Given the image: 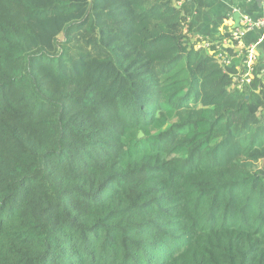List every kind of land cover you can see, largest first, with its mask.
<instances>
[{
    "label": "trees",
    "instance_id": "1",
    "mask_svg": "<svg viewBox=\"0 0 264 264\" xmlns=\"http://www.w3.org/2000/svg\"><path fill=\"white\" fill-rule=\"evenodd\" d=\"M202 1L0 0V264H264V62Z\"/></svg>",
    "mask_w": 264,
    "mask_h": 264
},
{
    "label": "crops",
    "instance_id": "2",
    "mask_svg": "<svg viewBox=\"0 0 264 264\" xmlns=\"http://www.w3.org/2000/svg\"><path fill=\"white\" fill-rule=\"evenodd\" d=\"M236 12H239L241 16L248 15L256 19L263 14L262 2L259 3L256 0H203L200 6L194 8V12L189 18L192 33L196 39L202 40L203 43L205 41L212 45H224L225 30L230 27L231 23L234 24ZM242 43L245 47L254 46L257 54L264 58L263 31L255 29L248 32ZM240 54L241 51L238 49V55ZM235 64H238L237 69H239L242 67L243 61L240 59L239 63Z\"/></svg>",
    "mask_w": 264,
    "mask_h": 264
},
{
    "label": "built area",
    "instance_id": "3",
    "mask_svg": "<svg viewBox=\"0 0 264 264\" xmlns=\"http://www.w3.org/2000/svg\"><path fill=\"white\" fill-rule=\"evenodd\" d=\"M263 14L256 19L249 17L248 15H243L240 19L239 25L231 33V38L238 43L241 42L243 36L252 30L260 29L264 32V0H263ZM222 62L228 64V57L226 55H221ZM256 60V53L253 49H250L247 54V59L245 60V65L242 69L238 70L234 77V82L239 87H244L248 85L252 78L254 72V62Z\"/></svg>",
    "mask_w": 264,
    "mask_h": 264
},
{
    "label": "clouds",
    "instance_id": "4",
    "mask_svg": "<svg viewBox=\"0 0 264 264\" xmlns=\"http://www.w3.org/2000/svg\"><path fill=\"white\" fill-rule=\"evenodd\" d=\"M261 2H262V5H263V0H261ZM243 16V15H242ZM241 15H240V18H239V22H240V19H241V17H242ZM239 22H238V25H239ZM226 25L228 26V24L226 23ZM233 26V24L231 23L230 24V27H228L226 30H225V34L227 33V36H225V34H224V38H225V40H224V45H217V44H215V47H216V49L218 50V53H217V58L219 59V61H220V63L222 64V65H230L231 63H232V61L234 60V59H238L239 61H240V59L243 61V65H242V67L241 68H239V69H237V66H238V64H235L236 65V67H235V69H236V73L234 74V76H233V84L237 87V88H244V87H247L248 85H250L251 83H252V80H253V78H254V74H255V65L258 63L259 65H261L263 62H264V60L263 59H261L260 58V55L259 54H257V52H256V48L254 47V46H244L243 45V43H242V40H243V38H244V36L248 33H246L244 36H243V38H242V40H241V42L240 43H238L237 41H235V40H233L232 38H231V33L233 32V30L235 29V28H237L238 27V25L236 26V27H232ZM260 30V29H259ZM250 32V31H249ZM199 41H201L200 43H201V45H203V46H205V47H208V46H210V45H212V44H209L208 42H205L204 41V43L202 42V40H199ZM241 45V46H240ZM236 47V49H235V56L234 57H231V56H229L228 55V52H227V49L228 48H230V47ZM238 49L241 51V54L240 55H238ZM250 49H253V51L256 53V60H255V62H254V72H253V78H252V80H251V82L248 84V85H246V86H244V87H239L235 82H234V77H235V75L237 74V72H238V70H240V69H242L243 67H244V65H245V60L247 59V54H248V51L250 50ZM221 55H226L227 57H228V64H225V63H223L222 62V57H221Z\"/></svg>",
    "mask_w": 264,
    "mask_h": 264
},
{
    "label": "water",
    "instance_id": "5",
    "mask_svg": "<svg viewBox=\"0 0 264 264\" xmlns=\"http://www.w3.org/2000/svg\"><path fill=\"white\" fill-rule=\"evenodd\" d=\"M257 2L261 3V0H256ZM240 13L239 12H236L234 14V24H233V28L236 27L238 25V22H239V18H240Z\"/></svg>",
    "mask_w": 264,
    "mask_h": 264
},
{
    "label": "rangeland",
    "instance_id": "6",
    "mask_svg": "<svg viewBox=\"0 0 264 264\" xmlns=\"http://www.w3.org/2000/svg\"><path fill=\"white\" fill-rule=\"evenodd\" d=\"M234 62H235V63H239V60H238V59H235Z\"/></svg>",
    "mask_w": 264,
    "mask_h": 264
}]
</instances>
